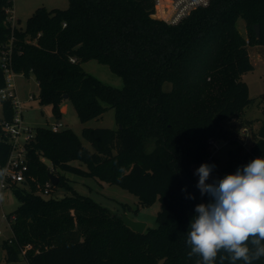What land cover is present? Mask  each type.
Returning a JSON list of instances; mask_svg holds the SVG:
<instances>
[{
  "label": "trees",
  "instance_id": "obj_1",
  "mask_svg": "<svg viewBox=\"0 0 264 264\" xmlns=\"http://www.w3.org/2000/svg\"><path fill=\"white\" fill-rule=\"evenodd\" d=\"M11 5L0 0V59L10 51L14 72H33L39 102L55 114L67 95L81 122L113 108L117 128L84 127L93 150L69 128H32L25 179L11 185L19 205L6 216L11 237L2 242L4 261L22 255L28 264H197L187 231L195 206L210 197L197 188L193 166L209 157L215 165L209 140L236 142L237 128L224 122L253 102L242 75L253 69L247 43L264 45V0H210L177 23L153 16L155 0H68L64 9L36 8L24 27L10 23ZM91 59L106 64L123 86L84 71ZM0 105L1 168L11 149L2 122L12 121L15 110L9 98L0 96ZM229 156L227 173L216 180L264 157V139L246 156ZM68 171L119 184L142 206L158 197L157 226L134 231L89 196L42 194L49 174L58 177L51 192L66 183ZM224 255L216 264H231L221 261ZM253 264H264V257Z\"/></svg>",
  "mask_w": 264,
  "mask_h": 264
},
{
  "label": "rangeland",
  "instance_id": "obj_2",
  "mask_svg": "<svg viewBox=\"0 0 264 264\" xmlns=\"http://www.w3.org/2000/svg\"><path fill=\"white\" fill-rule=\"evenodd\" d=\"M40 6L47 9H64L68 6V0H12L11 12L14 17V23L17 26L24 27L26 19ZM160 18L163 19V17ZM236 25L239 32L246 36L247 29L245 28L244 20L238 19ZM246 47L253 69L244 73L242 79L248 86V93L253 102L245 107L240 114L224 122L225 127L237 128V139L235 143L224 139L214 141L212 144L214 146L212 155L215 161V168L209 180L206 181L207 183H212L218 175L227 173L226 168L229 164L230 151H238L241 156H246V153L258 138L259 128L264 123V45L247 43ZM82 67L84 71L100 79L105 84L116 88L123 86L122 78L112 72L106 64L91 59L83 62ZM13 76L16 97L21 102L23 120L25 125L31 129L36 126H47L52 122H61L63 129H71L79 136L88 149L93 150L90 142L82 134L84 127L117 128L113 108H107L98 118L81 122L72 101L69 98H64L59 103L58 114H55L51 105L39 102V89L33 72L30 71L27 74L14 72ZM30 94L33 95V98H29ZM1 118L2 109L0 105ZM244 128H246V131L243 133ZM46 162L48 163L47 160ZM73 163L78 164L79 162L74 161ZM81 166L86 168L85 164H81ZM200 166L201 164L193 166V173L197 180H199V176L195 173ZM236 166L238 164L234 165L235 168ZM64 175L68 178L66 183H60L51 192L42 191V194L58 198L71 193L86 195L119 216H127L132 220L144 222L146 227L154 228L157 226L156 214L161 208V201L158 197L150 204L142 206L135 193L119 184L100 181L90 175H81L69 171L64 172ZM18 205L19 201L14 190L11 187L7 188L0 196V264H28L22 255L17 260L8 262L4 261L3 258L2 242L9 240L11 237V230L6 216L16 209Z\"/></svg>",
  "mask_w": 264,
  "mask_h": 264
},
{
  "label": "clouds",
  "instance_id": "obj_3",
  "mask_svg": "<svg viewBox=\"0 0 264 264\" xmlns=\"http://www.w3.org/2000/svg\"><path fill=\"white\" fill-rule=\"evenodd\" d=\"M214 164H201L197 188L210 197L195 206L186 244L197 264H253L264 257V157H257L237 168L234 174L207 183ZM194 199V197H189Z\"/></svg>",
  "mask_w": 264,
  "mask_h": 264
},
{
  "label": "built area",
  "instance_id": "obj_4",
  "mask_svg": "<svg viewBox=\"0 0 264 264\" xmlns=\"http://www.w3.org/2000/svg\"><path fill=\"white\" fill-rule=\"evenodd\" d=\"M210 0H169L168 4L163 6L166 15L162 16L163 20L168 23H177L185 18L193 9L197 7H204L209 4ZM156 5V4H155ZM8 14L9 21L14 25V17L11 12V7L5 9ZM1 66L4 70V86L0 88V96L2 98H9L14 107V117L12 121H3L2 128L9 137L11 149L8 158L3 167L0 168V196L7 188L15 182H23L25 179L24 172L27 169L25 151L26 143L32 138V129L25 125L22 115L21 102L16 97V89L14 85V71L11 67L10 51L1 56ZM71 61H74L71 58ZM29 98H33L30 94ZM52 131L63 129L61 122H52L47 125ZM246 128L243 129V133ZM211 144L213 140H209ZM213 156V155H212ZM211 157H209L207 164H212ZM53 185L50 180L45 182L42 191L50 192V187ZM1 232V231H0Z\"/></svg>",
  "mask_w": 264,
  "mask_h": 264
},
{
  "label": "water",
  "instance_id": "obj_5",
  "mask_svg": "<svg viewBox=\"0 0 264 264\" xmlns=\"http://www.w3.org/2000/svg\"><path fill=\"white\" fill-rule=\"evenodd\" d=\"M254 30H255L256 36L258 37L259 36V25L258 24L254 25ZM66 97L67 95H64V98ZM258 137L264 139V123L259 128ZM49 179L53 185H56L58 183V177L55 174H52V173L49 174ZM121 218H122L123 223L134 231L142 232L144 231L146 227V224L144 222L132 220L128 218L127 216H121Z\"/></svg>",
  "mask_w": 264,
  "mask_h": 264
},
{
  "label": "crops",
  "instance_id": "obj_6",
  "mask_svg": "<svg viewBox=\"0 0 264 264\" xmlns=\"http://www.w3.org/2000/svg\"><path fill=\"white\" fill-rule=\"evenodd\" d=\"M169 0H155V12L156 14L154 15L155 17H162L166 15L167 12L163 9V6L168 4Z\"/></svg>",
  "mask_w": 264,
  "mask_h": 264
}]
</instances>
